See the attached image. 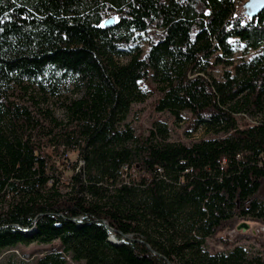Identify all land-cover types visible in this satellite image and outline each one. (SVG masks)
<instances>
[{
	"label": "trees",
	"instance_id": "1",
	"mask_svg": "<svg viewBox=\"0 0 264 264\" xmlns=\"http://www.w3.org/2000/svg\"><path fill=\"white\" fill-rule=\"evenodd\" d=\"M245 2L0 0V254L58 242L35 264H264L261 235L254 254L247 235L218 237L264 225V11ZM141 84L155 112L211 137L170 142L158 121L136 134ZM43 140L77 151L67 184Z\"/></svg>",
	"mask_w": 264,
	"mask_h": 264
},
{
	"label": "rangeland",
	"instance_id": "2",
	"mask_svg": "<svg viewBox=\"0 0 264 264\" xmlns=\"http://www.w3.org/2000/svg\"><path fill=\"white\" fill-rule=\"evenodd\" d=\"M247 1V0H246ZM244 11V9H241ZM222 73L221 68H216L213 75L220 79ZM143 91H145L149 97L143 103H137L132 106V110L128 117V122L135 130L136 134L145 136L154 122H160L165 124L170 131V142H182L186 145H190L193 142H197L201 139H207L211 136L205 134L202 130L193 131L187 123L176 126L172 117L168 113H157L154 110V102L157 96L149 93L150 87H144L141 84ZM48 101L50 109L55 113L56 117L61 119L62 113L58 106L51 104ZM40 107L44 106L45 101L39 102ZM48 140H43L41 144V153L47 160L48 174L54 179H59L61 183L67 184L73 173L81 166L78 160V153L75 149H64L63 147H52L49 145ZM250 229L248 231H237L236 228L229 231H224L218 235L220 239L228 238L233 241L238 235H247L250 240L244 241L238 246L244 247L250 254H254L259 251V246L256 243L257 238L261 235L264 240V225L258 223H248ZM239 225V224H238ZM59 247L58 242H54L50 245L32 244L29 246H19L18 248L4 251L0 254V264H35V262L41 258L44 254L50 251L57 250ZM206 248L210 254H216L220 252L227 253L232 248H227L218 242L216 239L206 240ZM68 264H72L68 259Z\"/></svg>",
	"mask_w": 264,
	"mask_h": 264
},
{
	"label": "water",
	"instance_id": "3",
	"mask_svg": "<svg viewBox=\"0 0 264 264\" xmlns=\"http://www.w3.org/2000/svg\"><path fill=\"white\" fill-rule=\"evenodd\" d=\"M243 9H244V13L246 15V17H248L249 19H253L255 17H257V15H259L261 12L264 11V0H247L244 5H243ZM112 24V20H108L105 25H111ZM102 224L110 231V232H114L111 228H109L108 224L105 221H102ZM76 225L78 227L83 226L84 224H79L76 223ZM15 228H18L17 226H14ZM250 229V226L248 223L242 222L240 223L237 227L236 230L237 231H248ZM125 239L129 240V241H134L130 238H127L124 236ZM114 239L110 240V242L112 243ZM138 242L141 243V241L138 240ZM146 245V244H145ZM146 247L148 248V250L152 253L155 254L152 249L146 245ZM167 264H170L168 261H166Z\"/></svg>",
	"mask_w": 264,
	"mask_h": 264
},
{
	"label": "bare ground",
	"instance_id": "4",
	"mask_svg": "<svg viewBox=\"0 0 264 264\" xmlns=\"http://www.w3.org/2000/svg\"><path fill=\"white\" fill-rule=\"evenodd\" d=\"M110 240H112V239H110ZM113 243H114V241H112Z\"/></svg>",
	"mask_w": 264,
	"mask_h": 264
}]
</instances>
